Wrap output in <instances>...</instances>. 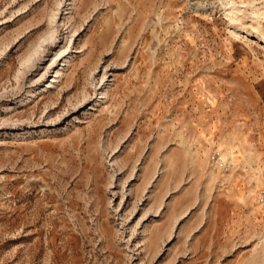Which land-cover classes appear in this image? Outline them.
Instances as JSON below:
<instances>
[{"label":"rangeland","instance_id":"obj_1","mask_svg":"<svg viewBox=\"0 0 264 264\" xmlns=\"http://www.w3.org/2000/svg\"><path fill=\"white\" fill-rule=\"evenodd\" d=\"M0 264H264V0H0Z\"/></svg>","mask_w":264,"mask_h":264},{"label":"bare ground","instance_id":"obj_2","mask_svg":"<svg viewBox=\"0 0 264 264\" xmlns=\"http://www.w3.org/2000/svg\"><path fill=\"white\" fill-rule=\"evenodd\" d=\"M57 17V16H56ZM53 20V19H52ZM55 20H57V19H55ZM54 20V21H55ZM53 30V29H52ZM54 33V32H53ZM49 40H54V36L53 35H51V37L49 38ZM44 42V41H43ZM42 43V42H41ZM44 47V46H43ZM35 48H37L35 51H34V54L32 55V53H30L31 55L28 57L27 56V60H26V62H25V64H27V65H29L30 63H32L31 64V66L33 65V62H34V55H37V54H39V55H41V53H42V51H43V49H42V45L40 44L38 47H35ZM42 49V51L40 52V50ZM32 52V51H31ZM38 57V56H37ZM36 57V58H37ZM40 57V56H39ZM39 57L37 58V59H39ZM24 65V64H23ZM30 67V66H29ZM59 77V72H57L56 71V73H55V76H54V78H58ZM54 80H52V82H53Z\"/></svg>","mask_w":264,"mask_h":264}]
</instances>
